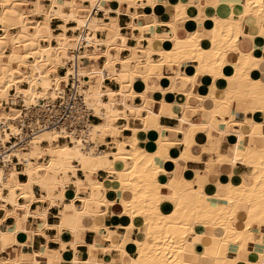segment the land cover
<instances>
[{
	"label": "bare ground",
	"instance_id": "6f19581e",
	"mask_svg": "<svg viewBox=\"0 0 264 264\" xmlns=\"http://www.w3.org/2000/svg\"><path fill=\"white\" fill-rule=\"evenodd\" d=\"M139 1L143 3V0H0V155H3L4 161V165L0 166V210L4 212L0 217V264H41L43 260L45 264L51 263L57 250H51L45 244L42 251H25V247H31V239L20 242L17 234L24 231L31 238L40 232L49 240L43 230H35L28 225L29 218H40L47 226L49 206H63L68 187H74L76 195L71 198L70 204L64 206L63 213L69 209L75 214L76 224L69 227L75 230L80 222L78 216L83 213L76 205V199L80 198L86 205L93 193L81 197L78 190L81 187L93 190L94 184L102 187L104 184L96 180V174L102 169L117 175L118 189L122 191V225L126 231H131L136 221H143L146 225L138 239H123L121 243L105 247L121 249L126 253V245L131 242L138 256L127 264H239L237 253L230 252V245H238V250L247 248L249 241H254L253 224L264 225V146L254 143L243 150L240 140L234 146L231 157L219 153L218 147L205 148L217 152L216 163L234 165L241 161L254 170L248 185L229 181L219 184L223 193L215 195V199L204 191L208 169L194 181L173 174L169 182L161 184L159 174L163 166L157 164L156 157L163 156L159 152L149 153L138 148V128H133L134 135L129 140L113 141L116 150L102 147L108 144L105 141L107 136L117 138L123 127H129L116 124L120 118V105L135 116L141 115L146 107L128 105L123 87L132 88L137 81L144 82L147 90L149 79L156 75L161 77L165 65L180 67L183 61H192L197 68L194 77L176 70L170 76L172 84L176 79H182L185 85L191 83L193 86L200 75H218L230 82L221 97L217 88L208 96L215 101L213 113L221 117L220 125H228V118L232 116L231 106L237 100L247 101L254 97L259 102L258 108L264 109V83L249 75L258 58L253 53L242 54L239 49L242 21L247 15L257 19L264 37V0H233L244 7L240 16H213L208 49L201 45L197 32H192L186 36L181 47H131V55L121 57V51L128 47V38L121 32L119 24V15L124 11L121 7L123 4H127L128 8L137 7ZM149 1L153 5L157 0ZM198 1L199 4L201 0ZM216 4L213 3V6ZM187 6L181 2L172 5L176 21L188 17L185 13ZM125 11L132 19L137 15ZM57 18L63 21L58 31L51 26L52 20ZM129 25L141 32L151 28V25L141 26L133 21ZM170 25L173 26V23ZM250 38L253 39V36ZM137 39L140 43L143 35ZM148 40L151 42L152 38ZM138 49L141 54L137 53ZM229 51L240 52L241 57L234 64L233 74L226 76L223 69L228 63ZM80 63H85V66L81 68ZM61 69H65L64 73H60ZM72 74L80 79L81 92L90 113L101 121L92 122L86 137L70 135L69 138L62 130L46 127L35 131L25 142L12 140L13 136L17 139L21 137V125L29 113L64 92ZM108 80L115 82L117 89L111 88ZM11 97L17 98L15 101L20 102V108L5 106ZM147 111L150 113V110ZM245 123L248 135L264 139V122ZM200 129L206 130L210 137H213L212 131H221L214 123L192 125L189 133H185L183 142L186 150L180 153L183 161L199 159L191 155L189 146L192 135ZM238 135L241 138L243 134ZM163 158H171L174 164L179 161L168 156ZM17 164L21 165V169L16 167ZM79 171L86 175L85 180L78 176ZM121 172L126 173L127 178H122ZM21 175L24 180H21ZM163 187L171 190L169 200L174 203V209L169 213L161 207L165 199L161 193ZM45 201L49 206L39 205L36 210L31 209L34 202L41 204ZM102 201L107 203V199ZM242 203L248 208L246 223L240 226L235 224L234 218L238 215L236 208ZM84 212L90 213L87 210ZM8 218L14 220L12 226L4 225ZM53 226L58 231L65 228L63 222H56ZM198 230L212 234L215 241L189 249L187 246L193 248L195 243H188V237ZM94 247L95 244L90 245V248ZM73 249L77 250L76 243ZM58 258L61 259V256ZM77 261L74 254L73 262ZM247 263L264 264L262 255L259 260Z\"/></svg>",
	"mask_w": 264,
	"mask_h": 264
},
{
	"label": "crops",
	"instance_id": "0c3cea01",
	"mask_svg": "<svg viewBox=\"0 0 264 264\" xmlns=\"http://www.w3.org/2000/svg\"><path fill=\"white\" fill-rule=\"evenodd\" d=\"M232 1L201 0L198 4V0H157L152 5L149 0H143V3L139 1L140 4L137 7L131 6L130 8H128L127 4H123L121 9L124 11L119 15V24L121 32L128 38V47L121 51L120 56H130L132 52L129 49L131 47L154 49L169 48L174 45L181 47L185 44L184 40L186 36L192 32H197L198 37L201 39V45L208 49L211 45V29L213 26L211 18L213 16L230 17L231 15L238 17L244 10L241 3ZM178 2L188 5L185 10L188 17L180 21H176V11L172 7V5ZM213 3L217 4L213 6ZM29 9H31V6L28 7ZM125 10L135 12L137 15L132 19V16ZM112 15L115 16L114 13ZM132 21L141 26L151 25V28L150 30L144 29L141 32L139 28L133 29L130 27L129 24ZM62 22L61 19H53L51 26L54 30L58 31L60 30L58 27ZM170 23H173V26ZM72 24L71 22L69 25L71 26ZM242 29L243 34L239 36L240 52L242 54L253 53L258 58L256 66L250 70L249 75L252 79L264 83V37L261 35L257 19L252 15L245 16L242 21ZM140 35H143V39L139 43L137 37H140ZM250 36H253V39ZM147 37L152 38V41L150 42ZM240 52H228V63L223 69L226 76L233 74L234 64L238 63L241 57ZM113 53L116 54V51H113ZM137 53L141 54V50L138 49ZM154 56L155 58L159 57L158 55ZM176 70L186 73L190 77H194L197 74V68L192 61H183L180 67L177 65H165L162 68L161 77L156 75L149 79L148 91L144 88V82L136 81L132 88L128 86L123 87V90L127 93L125 99L128 105L146 107L141 111V115L135 116L132 115L129 109L125 110L124 106L120 105V118L116 124L119 126L128 125L129 127H123L124 130L122 129L121 134L117 138L107 136L105 141L108 144L102 145V147L106 150H116L113 141L129 140L134 135L133 128H138L136 132L138 148L149 153L159 152L163 157L168 156L179 159L178 164H174L175 162L171 158L170 160L161 156L156 157L157 164L160 167L163 166V171L159 174V182L161 184L169 182L174 175L188 180L193 179L194 181L197 179V176H203L206 169H208V175H206L204 180V191L211 199L218 193H223L219 188V184L229 182L233 184H250L254 171L252 166L246 165L241 161H237L234 165L229 162L216 163L217 152L205 150V148L218 147L219 153L231 157L233 156L234 146L240 140V146L243 150H246L248 146L254 143L260 146L262 144L261 141L264 143V139L248 135V127L245 122H264V109L258 108L259 102L254 97L248 98L247 101L237 100L231 106L232 116L229 118L227 116L229 119H227L229 121L228 125L226 123L220 125L221 117L213 113L215 101L208 96L212 95L217 88L219 91L218 96L221 97L224 95V91L229 88L230 82L218 75H200L196 77V83L193 86L191 83L185 85L182 79H176L177 81H175L174 85L170 76L174 75ZM107 84L111 88L117 89L115 82L108 80ZM147 110H150V113ZM94 117L95 123L101 121L99 117ZM203 123L204 125L206 123H214L215 127L220 128L221 131H212L211 135L213 134V137H210L204 129L196 131L192 135L193 140L191 139L192 145L190 144L189 146V152L191 155L199 157V159L183 161L180 153L186 150V144L183 142L185 140V133H189L192 125H203ZM239 133L243 134L241 138L238 135ZM263 146L261 145L260 147ZM121 175L122 178H127L126 173L121 172ZM78 176L83 180L86 179V175L82 171L78 172ZM116 176V174L102 169L96 174V180L101 182L102 185L104 184L102 187L99 185L95 186L94 184L93 190L86 187H81L78 190V194L81 197H88L91 192L93 193L92 198L88 200L86 205L80 198L76 199V205L80 207L83 213L78 216L80 222L76 225L75 230L69 229V227H73L76 224L75 214L69 209L63 213L64 206L70 204L71 198L76 195L74 187L67 188L63 206L62 204L49 206L48 201L41 204L40 202H34L31 206L32 210H36L39 205L40 207L49 206L46 219L48 225L46 226L42 219L32 217L29 218L28 225L32 229L43 230L50 239L48 240L40 232L35 233L30 238L26 232L20 231L17 234V239L20 242H26L29 239L32 242L31 247L24 248L25 251H42L44 249L43 246L45 247L46 244L51 250L58 251L54 257L58 263L60 262L59 264H127L129 260L136 258L138 253L136 248L131 245V242H128L126 245V253L117 248H105L112 246L114 243H121L123 239H138L140 233L144 232L146 227L143 221H136V225L131 231H126L122 225L123 208L120 202L122 191L118 189ZM23 179L25 178L21 180ZM197 185L196 182L194 186L197 188ZM161 193L165 198L161 204L162 210L165 213H169L174 209V203L169 200L171 190L163 187ZM37 195H39V192H37ZM104 199H107V203L102 201ZM244 204L242 203L240 207L236 208L238 212V215L234 218L236 225L243 226L246 223L244 221L247 219L246 209L248 205ZM85 210L90 213L84 212ZM94 213L98 214V216ZM3 214L4 212L0 210V217ZM56 222H63L65 228L58 231L53 226ZM13 224L14 220L12 218H8L4 222L5 226H12ZM253 231L255 233V242L249 241L247 248L238 250V245H230V252L237 253L239 264H248L247 261L259 260L261 255L264 262V225L254 223ZM210 236L212 234L202 233L198 230L188 237V243H195L193 248H190L189 245L187 247L189 249H196L198 245L213 243L215 237ZM75 243L76 251L73 249V244ZM93 244H95V247L90 248V245ZM74 254L76 260H78L77 263L73 262ZM58 256H61V259ZM54 257L52 258L53 261L49 264H58ZM245 260L247 261L245 262ZM41 264H45L44 260Z\"/></svg>",
	"mask_w": 264,
	"mask_h": 264
},
{
	"label": "built area",
	"instance_id": "2783aa9c",
	"mask_svg": "<svg viewBox=\"0 0 264 264\" xmlns=\"http://www.w3.org/2000/svg\"><path fill=\"white\" fill-rule=\"evenodd\" d=\"M81 88L80 79L72 74L64 92L55 100L45 102L37 111L29 113L22 122L21 137L17 139L13 136L12 140L25 142L35 131L46 127L62 130L69 138L70 135L86 137L95 117L87 107ZM16 99L11 97L8 104L21 107ZM1 165H4L3 155H0ZM16 167L21 169L20 164Z\"/></svg>",
	"mask_w": 264,
	"mask_h": 264
},
{
	"label": "rangeland",
	"instance_id": "374dc122",
	"mask_svg": "<svg viewBox=\"0 0 264 264\" xmlns=\"http://www.w3.org/2000/svg\"><path fill=\"white\" fill-rule=\"evenodd\" d=\"M80 64H81V68L85 66V63H80ZM81 68H79V69H81ZM64 71H65V69H62V70H60V73H64ZM7 104H8V103H7ZM5 106H6V104H5ZM9 106H10V105H8V106H6V107L9 108ZM19 108H20V107H19ZM262 109H263V108H262ZM243 139H244V137H243ZM62 141H64V140H62ZM261 142H262L261 145H264L263 141H261ZM261 145H260V146H261Z\"/></svg>",
	"mask_w": 264,
	"mask_h": 264
},
{
	"label": "trees",
	"instance_id": "16d2710c",
	"mask_svg": "<svg viewBox=\"0 0 264 264\" xmlns=\"http://www.w3.org/2000/svg\"><path fill=\"white\" fill-rule=\"evenodd\" d=\"M24 180V179H23Z\"/></svg>",
	"mask_w": 264,
	"mask_h": 264
}]
</instances>
